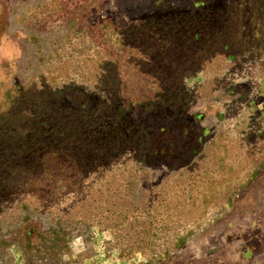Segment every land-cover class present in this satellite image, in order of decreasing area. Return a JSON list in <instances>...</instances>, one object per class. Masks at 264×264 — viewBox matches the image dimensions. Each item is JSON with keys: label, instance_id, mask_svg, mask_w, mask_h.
Wrapping results in <instances>:
<instances>
[{"label": "rangeland", "instance_id": "1", "mask_svg": "<svg viewBox=\"0 0 264 264\" xmlns=\"http://www.w3.org/2000/svg\"><path fill=\"white\" fill-rule=\"evenodd\" d=\"M0 264H264V0H0Z\"/></svg>", "mask_w": 264, "mask_h": 264}]
</instances>
